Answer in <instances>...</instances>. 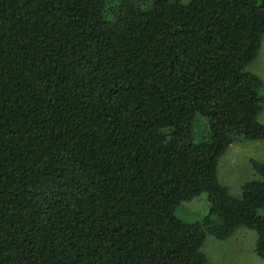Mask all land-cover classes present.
I'll return each instance as SVG.
<instances>
[{
  "label": "trees",
  "instance_id": "obj_1",
  "mask_svg": "<svg viewBox=\"0 0 264 264\" xmlns=\"http://www.w3.org/2000/svg\"><path fill=\"white\" fill-rule=\"evenodd\" d=\"M263 36L264 0H0V264H209L241 227L264 259V163L217 177L264 138Z\"/></svg>",
  "mask_w": 264,
  "mask_h": 264
},
{
  "label": "rangeland",
  "instance_id": "obj_2",
  "mask_svg": "<svg viewBox=\"0 0 264 264\" xmlns=\"http://www.w3.org/2000/svg\"><path fill=\"white\" fill-rule=\"evenodd\" d=\"M247 69L261 77L264 83V36L257 58ZM262 92L264 93V87ZM258 119L264 125V105ZM256 163H264V138L237 139L218 160V180L232 195L240 197L246 182L259 179ZM208 208V198L206 194H202L179 206L177 215L185 221L192 222L206 214ZM257 240L258 234L254 229L241 227L225 239L208 235L202 252L207 256L209 264H264V259L256 252Z\"/></svg>",
  "mask_w": 264,
  "mask_h": 264
}]
</instances>
